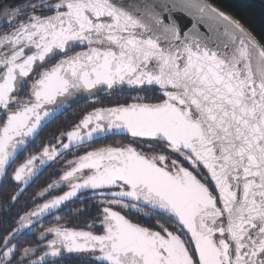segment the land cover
Returning <instances> with one entry per match:
<instances>
[{
	"label": "snow or ice",
	"instance_id": "obj_1",
	"mask_svg": "<svg viewBox=\"0 0 264 264\" xmlns=\"http://www.w3.org/2000/svg\"><path fill=\"white\" fill-rule=\"evenodd\" d=\"M124 85L153 95L93 99L18 163L75 97ZM50 161L62 174L0 235V264H264V44L206 0L0 3V213ZM69 201L84 228L55 214Z\"/></svg>",
	"mask_w": 264,
	"mask_h": 264
},
{
	"label": "flooded vegetation",
	"instance_id": "obj_2",
	"mask_svg": "<svg viewBox=\"0 0 264 264\" xmlns=\"http://www.w3.org/2000/svg\"><path fill=\"white\" fill-rule=\"evenodd\" d=\"M129 86L117 88V91L111 92L104 95L95 96L94 98H90L69 111L65 112L63 115L55 119L51 122L43 131L39 134V136L31 143L25 152L20 154L21 162L23 157L27 155L29 152H33L34 149L39 150V148L49 141H55V138L59 135L60 132L68 131L75 122H77L78 118L81 117L82 113L85 110H91L92 107V100L95 99L98 101L96 103V107H110L115 106V103H124L125 101L131 102L132 97L136 95L141 96H151L153 92H143L139 91L138 89L127 88ZM62 123L65 121L66 125H61L60 120ZM129 138L127 136H112L100 139L95 142L93 145L94 147H101L105 144L115 145L119 143H128ZM75 151V150H74ZM69 158H72L69 155ZM64 168V163L62 161L59 162H50L47 166H45L36 178H34V182H30L31 186L27 188V191L24 195L18 200L16 203V207L10 213L11 219L4 216L3 213H0V235L4 234L6 229H11L16 227V220L18 219V214L23 215L25 211H30L34 206L35 203H42V199H36L33 201V197L41 191V189L46 187L47 183H50L53 180L59 178V175L62 174V169ZM68 189L63 187L61 189L53 190V195L62 194L63 191H67ZM8 194H10L11 190H6ZM50 198V197H49ZM94 203V201H89V204ZM85 207V205L80 204L79 202L69 201L66 203L65 206H62V210L55 213L56 215L62 216L64 219L61 223L66 224L70 228L79 227L84 228L86 221L90 220L91 217L85 213L84 216H81L79 219L75 216V209H79ZM92 215H95L96 209H91ZM55 223L53 216L45 215L43 219L40 220V225L44 227H50L52 224ZM35 227H39V225H35ZM87 230V229H85ZM39 236V231L35 233V236L27 237L32 243H35L36 237ZM49 239L52 237L49 236ZM22 239H25L22 237ZM67 264V262H65Z\"/></svg>",
	"mask_w": 264,
	"mask_h": 264
},
{
	"label": "trees",
	"instance_id": "obj_3",
	"mask_svg": "<svg viewBox=\"0 0 264 264\" xmlns=\"http://www.w3.org/2000/svg\"><path fill=\"white\" fill-rule=\"evenodd\" d=\"M226 15L238 20L264 44V0H206Z\"/></svg>",
	"mask_w": 264,
	"mask_h": 264
},
{
	"label": "water",
	"instance_id": "obj_4",
	"mask_svg": "<svg viewBox=\"0 0 264 264\" xmlns=\"http://www.w3.org/2000/svg\"><path fill=\"white\" fill-rule=\"evenodd\" d=\"M15 2V0H0V3H3V4H12V3H14ZM207 2V1H206ZM208 3V2H207ZM174 15L180 20V22H181V24L182 25H186V27H184V30L185 31H187V29L188 28H190L191 27V17H189V16H187L186 14H184V13H179V12H177V13H174ZM203 30V29H202ZM125 86H127V85H124V86H118V88H121V87H125ZM127 88H129L130 89V87H127ZM96 91V96H99V95H104V94H108V93H111V92H115V91H117V89L115 90V91H113V90H107L104 86H99L98 87V89L97 90H95ZM88 99H90V97L88 96V94L87 93H84V94H81V95H79V96H77V97H75L74 99H73V101H71L70 103H71V106H67L66 105V111H64L62 114L61 113H57L56 115H55V118L54 119H51L50 120V122L49 123H47L46 124V126H44L40 131H39V134L43 131V129H45V127H47L51 122H53L55 119H57L58 117H60L61 115H63L65 112H67V111H69L70 109H72L73 107H75L76 105H78V104H80V103H82V102H84V101H86V100H88ZM39 136V135H38ZM38 136H36L35 137V139L38 137ZM116 136H124V135H116ZM108 137H112V136H108ZM103 139V138H102ZM100 140V139H99ZM98 141V140H97ZM30 145V144H29ZM28 145V146H29ZM51 162V161H50ZM50 162H48V164L50 163ZM47 164V165H48ZM47 165H45V166H47ZM45 166H42V169L45 167ZM41 171V170H40Z\"/></svg>",
	"mask_w": 264,
	"mask_h": 264
},
{
	"label": "rangeland",
	"instance_id": "obj_5",
	"mask_svg": "<svg viewBox=\"0 0 264 264\" xmlns=\"http://www.w3.org/2000/svg\"><path fill=\"white\" fill-rule=\"evenodd\" d=\"M64 119H65V118H63V119L60 120V123H61V125H63V126L66 125V122H65V121L62 123V120H64Z\"/></svg>",
	"mask_w": 264,
	"mask_h": 264
}]
</instances>
